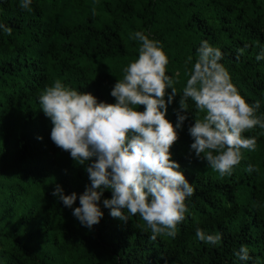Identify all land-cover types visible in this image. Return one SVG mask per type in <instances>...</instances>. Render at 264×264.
Returning <instances> with one entry per match:
<instances>
[{
	"label": "trees",
	"instance_id": "trees-1",
	"mask_svg": "<svg viewBox=\"0 0 264 264\" xmlns=\"http://www.w3.org/2000/svg\"><path fill=\"white\" fill-rule=\"evenodd\" d=\"M0 23L12 28L0 30V264H245L235 255L242 244L253 258L247 264H264V129L243 133L257 137L256 150H244L232 175L220 176L189 155L188 127L202 117L189 99V119L170 151L195 192L177 236L152 240L139 214L121 221L101 201L104 216L88 229L52 195L57 184L80 194L89 180L85 166L50 139L39 103L56 80L114 103L110 91L138 55L130 33L144 30L162 42L178 80L171 122L188 78L185 61H195L203 40L222 49L233 83L250 103L260 99L264 112V60H256L264 0H33L30 10L0 0ZM248 164L256 170L247 172ZM197 226L222 233V242L199 241Z\"/></svg>",
	"mask_w": 264,
	"mask_h": 264
},
{
	"label": "clouds",
	"instance_id": "clouds-1",
	"mask_svg": "<svg viewBox=\"0 0 264 264\" xmlns=\"http://www.w3.org/2000/svg\"><path fill=\"white\" fill-rule=\"evenodd\" d=\"M32 2L20 0V6L30 10ZM0 30L12 33L4 23H0ZM130 38L140 42L138 55L123 68V78L112 87L114 103L98 101L92 93L61 80L45 87L39 96L41 110L52 124L50 139L85 166L89 180L80 194H65L57 184L52 195L88 229L101 222L102 201L109 214L121 221L139 214L151 230L150 239L160 235L174 239L188 212L186 201L195 192L170 151L189 119V99L202 114L188 127L193 140L189 155L194 153L206 160L220 176L232 175L244 160V150H256L257 137L243 133L257 126L264 129L262 101L250 103L241 94L222 63V49L203 40L196 49L195 61L192 56L185 61L188 78L179 109H174V124L166 118L178 83L168 72L169 55L162 42L150 38L144 30L130 33ZM247 47L239 49V54L243 55ZM256 60H264V49ZM255 170V165H247V172ZM106 191L111 192V198L104 197ZM77 199L79 206L74 207ZM195 235L212 246L223 239L222 233H211L199 226ZM235 255L245 264L253 259L249 247L243 244Z\"/></svg>",
	"mask_w": 264,
	"mask_h": 264
}]
</instances>
